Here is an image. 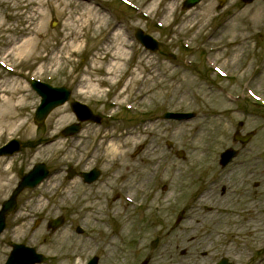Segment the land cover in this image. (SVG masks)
Segmentation results:
<instances>
[{
	"label": "rangeland",
	"instance_id": "1",
	"mask_svg": "<svg viewBox=\"0 0 264 264\" xmlns=\"http://www.w3.org/2000/svg\"><path fill=\"white\" fill-rule=\"evenodd\" d=\"M131 1L135 8L116 0H37L29 9L24 0L21 5L0 0L2 22L13 31L28 26L32 10L46 16V21L41 14L34 19L41 33L33 70L16 69L21 85L31 88L35 78L68 86L72 98L106 118L102 125L87 123L79 134L61 137L75 121L69 104L36 124L40 97L31 88L20 132L0 141V146L12 138L24 143L22 151L2 157L9 159L3 167L9 172L0 204L35 163H47L51 175L19 197L0 236V264L12 242L44 253L42 264H85L94 254L99 264L145 259L149 264L192 259L216 264L223 257L232 264H264V0L249 5L203 0L189 10L182 9L183 0ZM38 2L44 4L42 12ZM84 11L103 16L102 27H90ZM137 28L157 38L161 49L143 48L134 37ZM122 41H127V59L121 71L100 81ZM95 58H104L103 69L90 76ZM0 76L10 77L1 67ZM166 111L196 115L164 120ZM236 130L257 134L241 146L232 141ZM167 141L174 143L172 150ZM113 144L124 145L116 156L110 152ZM229 146L240 153L221 168L219 155ZM176 149L185 152L183 159L175 156ZM67 167H98L102 173L86 184L79 176L68 179ZM210 208L212 217L205 215ZM182 210L184 218L175 224ZM60 215L63 227L48 230L46 221ZM37 220L42 221L35 226ZM248 220L255 221L243 228Z\"/></svg>",
	"mask_w": 264,
	"mask_h": 264
},
{
	"label": "bare ground",
	"instance_id": "2",
	"mask_svg": "<svg viewBox=\"0 0 264 264\" xmlns=\"http://www.w3.org/2000/svg\"><path fill=\"white\" fill-rule=\"evenodd\" d=\"M23 0H17L16 3ZM29 7L34 6L37 0H24ZM156 1V0H154ZM43 2V1H42ZM154 2L152 5H155ZM40 11H43V3H39ZM172 11V8H170ZM31 17L28 20V26L22 31H13L9 25L2 22V16L0 13V36L4 37V42L0 46V65L6 68L9 74V78L5 76H0V141L7 135H16L21 128L22 110L27 108L30 104V88L28 85L22 86L19 74L15 71L19 66H26L31 68L33 65L35 51H36V36L41 33V29L37 30L34 28V19L38 14L40 17L46 21V16L37 11H30ZM9 16V15H8ZM83 17L87 21L88 25L91 27L93 25H98L100 28L104 23L105 19L100 16L99 13L93 11H84ZM44 24V22H43ZM4 33V34H1ZM116 36L115 38H117ZM68 38V36L66 37ZM111 43H109L110 45ZM73 45V42H72ZM127 47V41H122L116 48L115 58H110L105 67V76L102 77L100 81H105L108 79H114L118 72L121 71L122 63L127 59L125 58V48ZM65 49H70V45L66 44ZM125 49V50H124ZM104 58H95L93 60V68L88 70L87 73L90 76H96L99 70L103 69ZM95 87H93V90ZM21 122V124H20ZM27 123L25 124V126ZM26 127H30L27 125ZM111 154L116 156L121 153V149L124 145H112ZM9 161V159L0 157V190L5 186V175L9 172V169L3 168L4 162ZM214 211L212 208L205 213L206 216L210 215L212 217ZM198 220H201L198 218ZM231 220H226L229 222ZM250 221V220H249ZM199 223V221H197ZM189 228L194 229V226ZM191 245L195 241V237L189 240ZM166 245V244H165ZM196 258V257H194ZM199 259L192 260H181L180 264H199Z\"/></svg>",
	"mask_w": 264,
	"mask_h": 264
},
{
	"label": "water",
	"instance_id": "3",
	"mask_svg": "<svg viewBox=\"0 0 264 264\" xmlns=\"http://www.w3.org/2000/svg\"><path fill=\"white\" fill-rule=\"evenodd\" d=\"M200 0H187L185 2V7H191L198 3ZM246 2H251L253 0H244ZM137 37L141 40V42L149 48L157 49L158 44L153 41V39L147 35H144L140 30L137 32ZM34 88L44 97L42 101V105L39 107L37 111V119L42 120L45 115L56 105L63 103L69 96V92L65 88H51L44 84L33 83ZM74 111L77 113L78 118L81 120L85 119H93L95 121H100V119L96 116H93L91 112L83 105L73 104L72 105ZM168 115V114H167ZM169 116L175 118H187L190 115L187 114H169ZM78 126H71L66 129L63 134H72L78 131ZM251 135H248L244 138L237 137L241 139L243 142H247ZM20 144L18 141L11 142L8 146L4 147L0 150V153H13L18 150ZM236 151L227 150L222 154V164L226 165L235 155ZM73 172L70 171V176ZM48 172L46 167L43 164L37 165L33 171L29 174L25 175L22 178V181L19 183V186L13 192L12 196L9 200L4 202L2 209L0 211V233L5 227V215L14 209L16 206V197L21 190L25 187H34L36 186L45 176H47ZM99 175V171L94 170L90 174H84L86 181H93ZM62 219L55 220L52 222V227H57L61 224ZM42 261V257L39 254H36L34 249L27 248L23 245H14V250L7 262V264H33L35 262ZM96 259L92 260L90 264H96Z\"/></svg>",
	"mask_w": 264,
	"mask_h": 264
}]
</instances>
